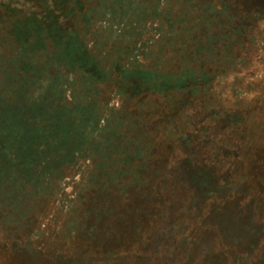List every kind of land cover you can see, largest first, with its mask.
Segmentation results:
<instances>
[{
  "label": "trees",
  "instance_id": "obj_1",
  "mask_svg": "<svg viewBox=\"0 0 264 264\" xmlns=\"http://www.w3.org/2000/svg\"><path fill=\"white\" fill-rule=\"evenodd\" d=\"M250 2L254 11L263 6L261 2ZM91 4L90 0H0V54L6 56L2 48L10 42L25 50L35 49L42 53L43 62L28 59L24 71L38 73L41 66L51 63L47 69L52 74L45 77L53 81L62 70L73 72L82 65L86 74H90L93 69L99 75L94 103L99 108L112 103L116 107L112 110L120 113L121 120L131 118L135 124L131 131L136 137L132 141L134 145L142 137L150 136L149 132H143L150 130L157 134L152 141L151 157H123L130 159L122 158L124 164L119 162L121 176L104 185L94 184L87 196L81 197L76 210L65 213L59 235L49 236L42 246L37 247L34 239H19V236L18 240L17 236H1L0 244L23 253L30 264L45 261L47 264H121L117 259L121 251L127 254V264H176V260L180 264H203L207 258L211 259V254L215 258L220 255L224 264H249L248 260L216 252L215 248L219 245L230 250L231 246L241 244V233L236 229L239 214L248 217L244 232L251 237L252 247L261 242L264 245V228L257 224L258 217L264 215V40L257 41L254 50L246 53L244 50L249 49L236 45L234 38L232 43L215 46V54L225 55L224 60L193 61L191 56H196L195 50H200L202 43L197 42L195 48L188 44V53L183 42L173 47L178 41L168 37V28L164 26L167 37L162 35L156 40L151 52L145 50L137 55L135 63L131 50L140 47L141 51L147 40L140 28L133 29V21L129 22L130 26L120 24L126 11V14L131 12L130 1L101 0L98 6ZM233 13L235 20L230 29H234L240 40H250L254 28L237 22L234 9ZM254 16L260 27L264 12L255 11ZM104 23L105 29L101 27ZM88 27L92 29L87 30ZM258 29L264 35L263 27ZM180 38L182 41L183 37ZM136 40L140 46L136 45L135 49ZM48 45L53 50L55 47V52L47 54ZM89 45L96 51L95 58L88 53ZM248 54L260 59L252 73L243 71L251 62ZM161 77L178 82L170 83ZM54 124L55 120L50 119L46 129L40 128L46 133L47 147L53 141L49 128H55ZM57 126L66 131L63 124ZM65 137L66 148L73 153L74 137L68 131ZM66 169L68 166L62 171ZM46 195L39 200H46L50 194ZM163 198L168 205L159 207ZM124 201L132 204L134 219L130 221V216H123L116 222L109 221L115 202L124 204ZM174 201L182 203V209L172 207L170 203ZM208 204L211 214L202 219L205 210L200 207L206 209ZM10 205L19 209L18 204ZM245 206L248 209L244 210ZM212 218H217L221 229H231L233 236L212 233V243L204 248L203 255L194 258L185 252L178 258L181 248L193 246L190 237L184 235L191 222L193 226L200 223L195 226L199 231ZM128 227L133 231L129 235ZM107 230L110 236H99ZM118 231L125 232L124 236ZM150 234L155 235L149 242L155 253L144 250L150 245L145 240ZM101 244L105 246L99 247ZM138 249L144 250L141 260L132 255ZM70 255L75 256L70 258Z\"/></svg>",
  "mask_w": 264,
  "mask_h": 264
},
{
  "label": "rangeland",
  "instance_id": "obj_2",
  "mask_svg": "<svg viewBox=\"0 0 264 264\" xmlns=\"http://www.w3.org/2000/svg\"><path fill=\"white\" fill-rule=\"evenodd\" d=\"M99 1L101 0H93V2L90 0L91 6H98ZM128 1H130L131 7L128 10L131 12L126 14V11L124 17H121L123 20L120 24L125 23L130 26L129 22L133 21V25H135L133 29L140 28L139 32H142V37L147 40V44L141 51L140 47L136 49V45L140 46V42L135 41L133 47L136 50H131L135 63L137 55L145 53V50L151 52L153 43L158 42L156 40L161 39L162 35L167 37V34H164V26L168 28L169 33L166 30V33L169 34L168 37L171 36L173 41H178L176 43L178 45H173V47H179L183 42L187 45L184 50H187L188 53V44L195 48L197 42L202 43V48L195 50L196 56H191L193 61L197 59H203L206 62L224 60L225 55L215 54V46L218 43H232L234 38L236 45H242V49H249L244 50L246 53L254 50L256 46L253 44H256L257 41L264 40V35L258 29L260 27L264 29V23H261L259 27V23L253 19L255 11L264 12V0H254L263 4L260 10L255 11L250 0ZM233 9L237 15V22L250 24L254 28L255 31L250 33L252 35L250 40H240L236 32H233L234 29H230L235 20ZM105 25L104 23L101 27L105 29ZM89 29L92 28L88 27L87 30ZM133 29L131 30L133 31ZM180 37H183L182 41H179ZM83 38L87 40L85 33ZM252 45L253 47L250 49ZM47 47V54H50V51L55 52V47L54 50L52 47L50 48V45ZM90 48L91 46L88 53L95 58L96 51L94 52ZM2 50L6 56L3 57L0 54V176H4L0 180L2 191L0 193V239H2L1 236L34 239L35 245L39 247L38 245L42 246L44 240L49 236L59 235L58 232L65 224V213L69 210L71 212L76 210L78 204L81 203V197L87 196L94 184L104 185L121 176L119 162L124 164L123 157L131 155L134 158H150L152 141L157 138V134L154 135L150 130L146 133L143 132V134L149 132L150 136L143 135L144 137L134 145L135 143L132 141L136 140V137L131 131L134 130L135 124L131 118H122L121 120L120 113L112 110V108L116 109L112 103L106 105V108H99L94 103V93L97 90L96 84L99 75L97 72L94 74L93 69H91V75L86 74L82 65L73 72L62 70L57 75V79L53 81L45 77L47 74H52L47 69L51 63L45 67L41 66L42 69L40 68L38 73L24 71V64L28 59L43 62L41 61L42 53H38L33 48L25 50L14 42H10ZM181 50L183 52V49ZM248 57L251 62L246 68L244 67V73L246 71L252 73L259 65L258 56L248 54ZM34 66L35 69L38 68L37 64ZM62 68L60 67V69ZM153 70L157 73V70ZM257 76L259 77V74ZM161 78L170 83L178 82V79ZM149 100L154 101L153 98ZM50 119L55 120L54 126L56 125V127L49 128L53 141L47 147L46 133L40 131V128L46 129V122ZM59 124H63L66 131L57 126ZM67 131L73 135L75 140L72 145L76 146L73 153H69L66 148L65 134ZM191 132L189 131L188 134L191 135ZM175 152V156H177L178 148ZM79 161L81 162L79 163ZM230 161L232 162V159ZM29 166L33 168L29 169ZM66 166L68 169L63 172L62 169ZM44 194L50 195L46 200H39V198H43ZM163 200V203L159 201V207L168 205L167 200L164 198ZM124 202V204L122 202L123 205L121 202H115V210L109 221L116 222L118 217L123 218V216H130L128 218L130 221L134 219L131 214L134 212L131 209L132 204ZM10 204L13 206L18 204L19 209L15 210ZM154 204L157 206L156 203ZM147 205L149 206V203ZM170 205L178 210L184 206L178 201L171 202ZM205 206L206 209L200 207L205 210L202 219L211 214L210 204ZM10 208H13V213L10 212ZM237 218L236 229L241 233L239 236L241 244L239 246L230 245V250L229 248L223 250L217 245L215 251L225 255L229 253L243 261L248 260L249 264H264L263 242L253 248L251 237L244 232L245 225L249 221L248 217L245 214H239ZM258 220L257 224L264 228V215L261 214ZM67 221L68 219H66ZM199 224L196 222L193 226L191 222L190 228L184 232L185 237H190L193 246L181 248V253L176 255L178 258L187 252L194 258L203 255L204 248L212 243L211 240L216 234L217 236H233L231 229L220 228L217 218H212L207 224L201 225L202 229L197 231L195 226L198 227ZM118 232H120V236L121 234L124 236L125 232ZM127 232L128 235L133 233L132 228L128 227ZM104 234L105 236L111 235L107 230L99 236H104ZM249 234L251 235V233ZM148 236L145 240L150 245L144 250L145 252H152V250L154 252L155 249L149 242H152L151 238L155 235ZM105 243H107L106 240ZM102 246L105 245H99V247ZM144 250H135L132 255H136V258L141 260ZM73 256L75 255L70 258ZM126 256L127 254L121 251L117 259L121 261V264H127L129 260ZM210 257L211 259L207 258L209 261L204 260L203 264H224V259L220 255L215 258L211 254ZM9 261H12L11 264H30L29 259L23 253L13 251L10 245L0 244V264H10ZM44 264L47 262L45 261ZM176 264H180V261L176 260Z\"/></svg>",
  "mask_w": 264,
  "mask_h": 264
}]
</instances>
